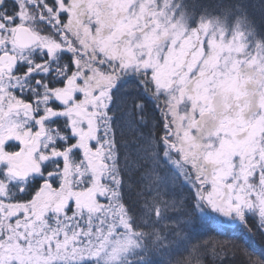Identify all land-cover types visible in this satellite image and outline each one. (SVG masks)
<instances>
[{
    "label": "snow or ice",
    "instance_id": "1",
    "mask_svg": "<svg viewBox=\"0 0 264 264\" xmlns=\"http://www.w3.org/2000/svg\"><path fill=\"white\" fill-rule=\"evenodd\" d=\"M0 264H264V0H0Z\"/></svg>",
    "mask_w": 264,
    "mask_h": 264
}]
</instances>
